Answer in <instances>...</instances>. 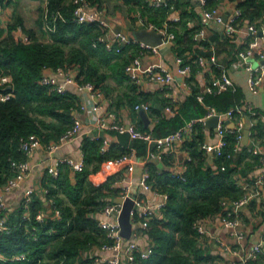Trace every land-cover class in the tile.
<instances>
[{
  "label": "trees",
  "instance_id": "obj_1",
  "mask_svg": "<svg viewBox=\"0 0 264 264\" xmlns=\"http://www.w3.org/2000/svg\"><path fill=\"white\" fill-rule=\"evenodd\" d=\"M87 1L106 14L110 13V2H136L149 13L160 11L161 18L166 17L169 11V6L155 8L147 0ZM219 1L207 0L206 6L213 7ZM11 2L0 0L5 6ZM45 3V7L40 9L36 26L48 36V41L41 40L37 28L27 27L20 16L8 24L5 34V26L0 19V75H9L12 86L11 90L6 89L0 77V185L14 173L10 160L25 157L20 144L29 135L35 134L42 143L47 144L58 140L74 122L79 98L70 90L59 93L40 83L46 68L55 70L77 66V80L93 83L97 90L113 100V104L115 97L111 79L120 84L126 81L134 91L135 96L129 100L133 109L136 104L150 100L152 95L132 82L125 73V66L139 54L137 42L131 41L125 45L114 42L113 49L109 50L106 42L101 40L108 33V28L99 21L79 23L74 14V0H45ZM236 5L242 12L238 19L240 26L245 20L256 24L264 20V0H239ZM113 7L120 9L117 4ZM192 16L198 18L199 24L190 26L187 22L183 23L182 16L180 29L176 28V23H173L174 27H169L176 36L174 53L184 59L183 64L191 65L188 84L201 70L197 64L198 57L211 55L213 49L217 53L219 51L217 43L208 38L196 40V33L203 28V18L195 12ZM158 17L154 15L149 20L160 24ZM18 28L27 35V41L14 38L12 31ZM229 38L227 36L226 41ZM253 38L248 37L246 46L241 50ZM212 70L218 72L215 65ZM8 91L13 95L3 99ZM199 96L203 97L202 101ZM245 104L246 97L239 86L213 93L204 92L198 85L192 86L191 94L181 101L178 111L168 114L155 104L150 109L155 117L153 123L145 127L140 121L137 128L152 132L156 137H164L193 119L204 117L211 108L226 112ZM172 105L173 102L169 104ZM110 109L118 115L115 109ZM244 112L247 113L246 109ZM239 115L236 111L235 117ZM135 116L139 118L138 113ZM205 130L203 122H195L191 137L183 142L182 148L189 159L185 160L186 169L182 174L177 175L151 160L146 163L150 175L148 182L156 191L166 193L168 201L161 213L148 221L145 229L154 244L153 253L146 259L136 254L133 264L225 262L215 248L211 250L210 245L214 242L201 237L195 224L221 212L224 214L223 200L241 199L246 190L237 182L236 175L240 171L237 166L249 155L256 164H261L262 158L251 154L250 148L235 152L236 133L228 132L227 145L211 164L209 154L202 148L206 143ZM108 132L110 136H116L117 141L107 151H102V138H83L85 168L82 172L73 173L66 164L60 166L57 177L45 171L41 179L43 191L38 189L29 200L24 198L10 212L9 231L0 230V264H94V257L87 252L95 245L108 242L106 231L96 215L107 206L110 197L120 193L119 188L113 186L120 179V174L110 169L119 157L129 152L130 146L136 149L138 156H147L154 148L152 143L145 140L131 139L128 133ZM230 153L232 157H228ZM171 156L167 154L162 162L169 165L172 163ZM254 205V201L249 204L250 207ZM57 210L60 216L56 215ZM26 212L29 213L27 218L24 215ZM39 214H43L42 220L38 219ZM19 255L22 256L20 259L15 258ZM261 259L259 257L256 262L260 263Z\"/></svg>",
  "mask_w": 264,
  "mask_h": 264
},
{
  "label": "built area",
  "instance_id": "obj_2",
  "mask_svg": "<svg viewBox=\"0 0 264 264\" xmlns=\"http://www.w3.org/2000/svg\"><path fill=\"white\" fill-rule=\"evenodd\" d=\"M149 5L155 8L162 6H169L167 2L163 0H147ZM202 7V12L208 21L216 20L219 24H223L225 32L231 38L235 35L236 31L239 28L238 19L241 17V10L236 9L234 15L231 19H228L227 22L223 21L222 16L218 14L217 7H207V0H199ZM76 7L74 14L76 20L79 23L87 21H99L103 26L109 28L111 24L109 19L105 15L106 13L103 10H100L96 6L89 4L87 0H74ZM6 6L4 3H0V19H4ZM173 21H178L179 18L175 17ZM140 23L147 28H155L158 31L163 32L164 34V43L173 42L176 38L175 34L168 29V25L165 27L148 25L145 24L142 17L139 19ZM247 36L254 37L248 42L247 47L244 50L239 51L238 54V65L247 64L250 57L256 56V58L263 60L264 59V20L261 23L256 24L255 22H248L247 24ZM262 31V36H258V31ZM114 31H112L113 33ZM108 35V34H106ZM109 36V39L106 41L103 38L101 40L106 42V48L111 50L113 49L114 42L120 44H127L131 41L137 42L127 38L123 33H115L113 36ZM196 40H204L207 37L205 30L202 28L198 30L195 35ZM139 44V55H136L132 60L125 66V73L129 79L136 83L139 87L144 88L145 85L156 84L157 86L164 88L174 84L177 81V74H179L183 79L184 83H187L188 77L191 75L192 68L190 64H183L184 59L177 57L176 58V73L170 67H167L162 64H149L144 65L141 54L148 52L152 55H157L160 53V48L158 46H151L142 42H137ZM96 45V44H94ZM117 51L120 48H116ZM197 64L201 67V70L205 71L210 68L211 65H215L218 68V72H213L211 79L206 84L204 92H221L227 89H235L237 87L235 81L228 73V67L218 62L217 56L212 53L209 56H199L197 59ZM70 68H57L55 70L46 68L42 73L40 78V83L49 87L51 91H56L59 93H64L71 86H74L77 91L80 93V104L79 110L86 115L92 116L94 124L100 130L99 133H93V139L102 138V151H107L110 145L112 144L111 139L107 137L106 131L114 130L119 133H128L131 139H142L153 144L154 148L150 151L148 155V160L154 162H161L167 154H172L175 152L177 145L183 144L187 138L191 137L193 132V124L195 122L205 123L209 118L217 115L218 123L216 126L217 131V140L214 143H204L202 148L213 156H219L223 152V148L227 145L226 135L228 132H235L237 143L235 146V152H238L240 149V144L244 137V130L246 127L245 122V112L244 110L249 108L252 109L251 104L247 103L244 106H238L236 108H231L226 112H219L214 108H211L210 111L201 118L193 119L188 122L185 126L179 130L172 132L164 137H156L152 132H143L139 130L134 124L126 125L123 123L119 116L111 111L110 109V100L106 102V106L97 102L98 98H104L103 92L97 90L93 83L91 82H79L77 76L73 75L69 71ZM249 76H248V87L249 90L254 94L257 93V85L261 82V76L259 72L252 67L248 66ZM1 84L6 86L11 85V77L7 74L0 75ZM188 84V83H187ZM11 90V89H10ZM13 95V92L8 91L3 95V99H9ZM202 96H199V100L202 101ZM152 107V104L149 100L142 101L134 106L136 111L145 110L149 112ZM178 111V108L174 106H167L165 112L172 114ZM238 112L240 115L235 117V112ZM233 124L232 126L227 123ZM83 126V121L80 117L75 116L74 122L71 127H69L63 135L59 137L58 140L50 141L47 144L41 142L40 138L31 134L26 138L21 144L20 148L24 152L25 157L23 159H11L10 166L13 170V175L8 178V180L0 185V230L9 231L10 227L8 224V218L10 215L9 207L5 200V195L12 190L18 188L21 183L29 176L32 165L28 160V157L34 153L38 148H45L49 154H53L64 144L72 141L81 135ZM233 154H228V157H232ZM136 149L134 147H129V152L125 153L116 160L118 164H126L127 170L130 175L134 173L135 166L138 162ZM145 159V160H147ZM187 159L189 156L187 155ZM146 162V161H145ZM62 164L68 165L73 173L82 172L85 168V160L83 156L80 159H75L73 157H57L53 163L47 167V171L54 177H57L60 174V166ZM186 169V164L183 163L182 166L178 169H172L175 174H182ZM224 169V167H222ZM149 171L144 168L142 174L137 180L138 185L133 183L125 184L126 177L123 176L117 180L114 184H121L124 188L119 197L127 198L131 197L132 193H135L134 197V206L131 210V220L133 223V229L135 228V221L139 222L141 229L137 232H133V236L129 239L124 237L121 233V225L118 219V216L122 210V204L115 203V199L110 201L107 206L99 212L96 217L99 219L101 227L106 231V237L108 242H105L102 245H95L98 247V252L94 257V264H133L136 258V254L143 259L149 258L154 251V244H147L142 246L139 243L140 235H146L145 229L147 228L148 221L153 218L154 215H159L162 209L166 206L168 201V195L156 191L148 182ZM129 181V180H128ZM248 185V184H247ZM253 190L246 192L241 199L230 200L225 199L222 201V205L225 209V213H219L218 216L221 224L232 230V233L235 235L237 242L245 237L243 231L239 228L242 225L241 218L239 217V209L248 206L253 200L260 198L264 194V172L260 174L257 178L252 180ZM141 187L146 192L152 191L155 196H158L160 200L156 203H147L142 201L136 192V188ZM247 189V188H246ZM32 192H27L24 198L30 199ZM28 202V201H27ZM26 202L25 206H28ZM25 217L27 218L29 213L26 212ZM56 215L60 216V212L57 210ZM38 219H43V214H39ZM204 220L197 222L195 227L201 237H207V239L212 240L215 243H218L219 249L222 256L225 259L229 260L228 264H236L234 257H239L240 263L242 264H252L258 259V256L264 252V234L251 248L247 253L241 254L237 251L232 245L228 244L220 237L215 236L204 224ZM22 256H16L15 258L20 259ZM219 264V263H211ZM260 264H264L261 262Z\"/></svg>",
  "mask_w": 264,
  "mask_h": 264
},
{
  "label": "crops",
  "instance_id": "obj_3",
  "mask_svg": "<svg viewBox=\"0 0 264 264\" xmlns=\"http://www.w3.org/2000/svg\"><path fill=\"white\" fill-rule=\"evenodd\" d=\"M21 1L22 0H14L9 5L12 4L15 6L18 2ZM30 1H35L37 3H40L41 6L39 7V12L40 9H43L46 5L45 0H30ZM194 1L195 0H167L166 2L169 4V11L166 17L164 18H161L160 11L153 10L152 13H149L148 11L144 10L143 6H138L136 2L135 3L110 2L111 5L110 13L108 12V14L105 15L109 19L110 24L115 23L117 24V26L121 25L122 27L127 28L129 30H135L139 28L138 25L140 23L139 21L140 17H142L144 23L148 25L165 27L167 24L169 29V27H174L173 23H176L178 24L176 28L180 29L181 24H179V22H181L180 18L182 20V16H184L183 23L187 22L188 25L190 26L199 24L198 18L192 16L193 12L201 15V13L197 11V8H199V6H196L194 4ZM238 1L220 0L215 5V7L218 8V14L222 16L223 19L226 16L229 17L228 19H231L235 13V10L238 8L236 5ZM13 2H16V4H13ZM114 4H117L120 9H115L113 7ZM9 5L6 6V9H8ZM141 10H143V12ZM13 11L14 13L12 15L11 21L6 14L4 16V19H2L3 25L5 26L4 27L5 34H7L8 32L7 31L8 24L10 22H15V20L19 16L22 18V21L26 25L25 20L22 16L23 14H20L16 9ZM154 15L159 16L157 19L158 22H160V24L159 23L156 24L149 20V18ZM175 17L179 18V20L176 22L172 20ZM200 17H202V15ZM209 22L210 23H205L202 19L203 29L205 30L208 39L210 40V36L213 34L217 35L214 39V42L210 40L213 43H217L219 49L218 53L216 52V49L215 50L213 49V53L217 56L219 63H223L228 67L229 75L233 78L236 85L242 88L246 97V103L248 101V104H251L252 106V109L249 108L246 109L247 113L245 114L246 126L250 124L251 127L249 140L247 143H245L243 137L239 151H242L243 148H250L251 150L249 151L252 152L251 154H256L261 156L262 163L256 164L249 155V157L244 158V161H242L237 166L238 170L240 171L236 175L239 186H241L244 190H246V192H249L254 189L253 186L251 185L252 180L257 178L260 174L264 172V59L260 60L256 58V56L254 57L252 56L249 58L247 64H243V65L237 64L239 51H241L242 49L241 47L244 48L247 44L246 40L248 38L247 36L248 32H247L246 24L249 22L248 20H245L244 24L242 26H239L235 35L232 38H229L230 39L229 41H226L228 35L225 32V28L223 24H219V22H217L214 19L210 20ZM27 27L37 28L36 31L38 33V36L39 35L43 36L42 39L40 38V36L39 38L41 40L48 41V36L42 33L40 28L37 27L36 24L34 26L32 25ZM112 31H114V28H109L107 34L111 35ZM12 34L14 38H18L26 41L28 40L27 35H25V33L22 31L21 28H18L17 30H13ZM172 43L173 46L171 51L165 53L160 51V53L157 55H152L148 52L142 53L141 56L144 65L146 64V62H149V64H153V63L162 64L167 67H170V69H172L176 73L177 56L173 51V48L175 46V40ZM248 66L252 67L256 71H261L263 68V72L258 73L261 76V82L257 85V93L254 94L249 90L248 87V76H249ZM212 67L213 65H211L210 68L205 71L200 70L195 75L194 79H192L191 84L184 83V79L179 74L176 73L177 81L170 86L161 88L156 84H150V85H145V87L142 89L152 94L150 97L151 99L149 100L152 106L158 104L161 110H165L166 107L173 102L174 107L179 109L181 101H183L189 94H191L192 86L197 87L198 85L201 88V90H204L206 84L209 82V79H211L213 73ZM69 71L71 74L77 76L79 72V68L77 66H73L72 68L69 69ZM110 81L113 84V88H114L113 95L116 100V105H115V100L113 104V100L105 96L104 93H103L104 98L100 97L96 101L106 106V102L110 100V107L118 112L119 119L126 125L134 124L136 127H138L140 121L142 124H144L139 114V111L133 109L131 102H129V100L133 96H135V93L129 88L128 83L125 81V83L120 84L115 82L113 79H111ZM69 90L72 93H74L80 100V93L77 91V89L74 86H71ZM118 101L120 102V104H118L117 106ZM135 113H138L139 118L135 116ZM147 113L149 119L151 120L150 122L151 124L153 123L155 117L151 111ZM74 115L80 117L81 120L83 121L81 135L61 146L53 154H49L45 150V148L41 147L38 148L34 153H32L28 157V160L32 165V169L29 176L21 183V185L18 188L12 190L11 192L5 195V200L9 207V211L12 212L16 207H18L22 198L27 192L30 191L33 194V193H37L38 189L40 191L41 190L43 191L41 186V179L44 176L45 171H47V167L51 163H53L57 157L59 158V157L68 156V157H73L77 160L80 159L83 156V152H82L83 138L86 136L92 137L93 133L95 134L100 132V130L94 124L92 116L86 115V113L81 112L79 109H77V111L74 112ZM248 121L249 123H247ZM204 124L206 125V122ZM205 133L207 134L206 143H214L218 138L216 127H208L206 125ZM106 135L108 138L111 139L112 143L117 141L116 136L114 135L110 136L109 132L106 133ZM147 158L148 155L140 156L138 158L139 163L136 164L134 173L132 175L128 173L127 165L123 163L122 164L115 163V165L110 170L116 174H120L119 178L125 176L127 181L125 182V184L126 183L129 184L131 182L135 185H138L137 180L142 174L146 163L149 161ZM171 158H172V163H170L169 165H165L162 161L156 163L164 169H170V170L178 169L182 166L183 163H185V160L187 158V152L182 148L181 145H177L176 150L174 153H172ZM209 158H210V154H209ZM214 159L215 156H213V159L209 160L211 164H214ZM113 186L119 188L120 193L116 195V197L115 196L112 198L110 197L108 203L118 198V196L121 195L122 191H124V188L121 184H116V185L113 184ZM136 192H137V196L144 202L156 203L160 200V198L158 196H155L152 191L146 192L140 186L136 188ZM253 201L255 202V205L253 207H250L248 205L239 209V217L241 218L242 221V225L240 226L239 229L243 231V233L245 234V237L242 239L241 242H237L236 237L232 233L231 229H228L221 224V221L218 216H213L210 219L204 220V224L211 231V233L215 236L220 237L228 244L232 245L237 251H239L240 256L241 254L250 251L252 246L257 241H259L262 235L264 234V194L260 198H257ZM134 226L135 228L133 229V232L134 231L137 232L138 230L141 229L140 224L137 221H135ZM222 232H225L227 237L231 241L233 240L235 242L228 241L226 238H224L222 236ZM145 234L146 235H140L139 238V243L142 246H146L148 243L152 244L151 238L147 235L146 232ZM210 247L211 250L215 248L218 254H222L219 249L218 243L214 242L213 245L212 244L210 245ZM97 252H98V247L93 246L89 250V252H87V254L93 257L97 254ZM259 257H262L261 262H264V252L260 254L258 258ZM222 258L225 259L224 256H222ZM236 258L238 259V261L236 260ZM234 259L237 261L236 264L240 262L239 257L236 256L234 257ZM228 263L229 260L225 259V262L222 261L220 264H228ZM260 263L256 262L255 264H260Z\"/></svg>",
  "mask_w": 264,
  "mask_h": 264
},
{
  "label": "water",
  "instance_id": "obj_4",
  "mask_svg": "<svg viewBox=\"0 0 264 264\" xmlns=\"http://www.w3.org/2000/svg\"><path fill=\"white\" fill-rule=\"evenodd\" d=\"M164 2H166L167 0H163ZM194 4L196 6H199V8H197V11L201 13L203 21L205 23H210L206 17L204 16L203 12H202V7L200 5V1L199 0H195ZM228 16L224 17L223 21L227 22L228 21ZM139 28L135 29V30H129L127 28L122 27L121 25L117 24H111V27L114 28V32L111 33L110 36H113L115 33H123L127 38L131 39V40H135L137 42H142L151 46H158L160 48V51H162L163 53L171 51L173 43L172 42H166L164 43V34L161 31H158L155 28H147L144 27L141 23H139ZM212 26V25H210ZM258 36H262V31L259 30L257 33ZM217 35L213 34L210 36V40L214 41L215 37ZM104 39L107 41L109 39L108 35H105ZM12 86L8 85L6 86V89H11ZM139 114L144 122L145 127H148L151 120L148 117V113L145 110H140ZM218 116L215 115L211 118H209L206 121V125L208 127H216L217 123H218ZM228 124H230L229 121H227ZM249 123V121L247 122ZM233 125V124H230ZM251 131V127L250 124H248L245 128V132H244V142L247 143L249 140V134ZM213 159V155L210 154V158L209 160ZM42 192V191H40ZM134 197H135V193H132L131 197H127V198H123V197H119L115 199V203H120L122 204V210L118 216L120 225H121V233L124 237H126L127 239L131 238L133 236V223L131 220V210L133 208H135L134 206Z\"/></svg>",
  "mask_w": 264,
  "mask_h": 264
},
{
  "label": "rangeland",
  "instance_id": "obj_5",
  "mask_svg": "<svg viewBox=\"0 0 264 264\" xmlns=\"http://www.w3.org/2000/svg\"><path fill=\"white\" fill-rule=\"evenodd\" d=\"M14 1V0H12ZM13 4H16V2H13ZM40 3H37L35 1H30V0H22L21 2H18L15 6L14 5H9L8 9L5 10V14L10 18V21L12 19V15L14 13L13 10H17L20 14H23V18L25 20V23L27 26H34L36 23V18L38 17V13H39V7H40ZM8 11V14H7ZM40 38L42 39L43 36L39 35ZM149 64V62H146V66ZM222 236L224 238H226L228 241H231L225 232H222ZM242 241V240H241ZM231 242H235V241H231ZM236 260L238 261V259L236 258ZM240 262H238L239 264Z\"/></svg>",
  "mask_w": 264,
  "mask_h": 264
}]
</instances>
